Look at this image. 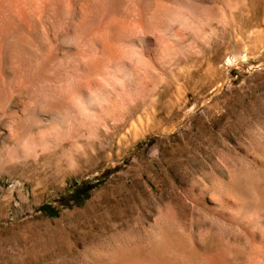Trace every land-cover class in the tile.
<instances>
[{
	"label": "rangeland",
	"instance_id": "1",
	"mask_svg": "<svg viewBox=\"0 0 264 264\" xmlns=\"http://www.w3.org/2000/svg\"><path fill=\"white\" fill-rule=\"evenodd\" d=\"M190 1L202 9L165 1V14L146 22L147 36L135 37L145 45L143 52L134 48L133 66L144 92L133 96L129 114L119 108L104 116V125L88 114L89 125L73 138L0 168V264H97V258L120 253L166 264L168 252H181L177 242L184 230L197 233L202 247L221 238L220 224L211 235L206 224L211 218L188 200L189 192L200 200L239 165L249 170L250 186L264 185V0ZM41 4L51 17L58 5L70 10L75 0ZM183 18L196 31L182 25ZM81 72L48 76L63 104L77 101L78 88V93L89 89L88 80L77 81ZM23 101L46 121L61 110L52 100L33 106L28 98ZM5 122L0 158L7 155L6 147L19 148L24 140ZM183 199L190 207L188 223L206 221L203 229L197 224L193 233L186 229L178 202ZM256 212L264 218V212Z\"/></svg>",
	"mask_w": 264,
	"mask_h": 264
},
{
	"label": "bare ground",
	"instance_id": "2",
	"mask_svg": "<svg viewBox=\"0 0 264 264\" xmlns=\"http://www.w3.org/2000/svg\"><path fill=\"white\" fill-rule=\"evenodd\" d=\"M97 1L100 7L95 5L94 2ZM165 1L178 2L180 6L187 4V10L191 7L195 12L203 7L190 0L155 2L154 0H75L70 10L69 7L60 5L57 8L52 7L55 10L51 11V17H48L47 9L41 4V0H0V124H5V120L8 119L11 127L21 131L24 137V140L20 141L21 147H6L7 159H3V163L0 164L1 169L11 167L13 162L21 158L37 157L39 150L50 151L64 140L73 138L84 125L85 127L89 125L85 124L84 118L88 114L97 119L99 124L104 125L107 124L105 123L108 119V116L105 119L107 114H114L119 108L127 110L126 112L132 109L133 96L142 95L144 92L143 86L137 85L134 79L133 66L136 63L134 48L138 46L143 52L145 45L136 41L135 37L147 36L144 27L146 22L151 17L163 15L165 9L169 7L164 8ZM100 8L103 9L101 15ZM150 9L156 10L157 14H151ZM93 13L96 14L95 17L88 16ZM42 14H44L43 18H41ZM182 21L178 20V22ZM184 23L182 25L195 30L193 26L186 24L187 21ZM142 54L144 53L139 57H145ZM141 58V61L144 60ZM146 63L144 62L145 66ZM80 64H83L82 70ZM77 70L79 73L83 71L81 72L83 75L77 73L78 76L83 77V79L78 78L77 81L88 80L90 83L88 87L92 88L78 93L79 88L75 85L78 88L77 101L69 100L67 104H63L56 96L53 83L49 81L48 76L50 74L58 78L63 75L69 76ZM23 97L28 98L31 105L52 100V104L57 105L61 110L57 116L46 121L33 107L27 108L20 104L25 102L23 99L26 98ZM21 105L24 109H21ZM41 106H44L43 103ZM23 111L25 113L21 115ZM90 118L89 116L88 120ZM1 126L0 133L3 132ZM92 126L95 125L90 127L93 128ZM41 129L46 131L44 135L41 134ZM260 148L264 155V138L260 141ZM239 166L231 172L230 179L221 180L218 188L212 193L205 192L200 200L189 195L191 192L188 194V191H184L188 194V200L195 205H202V208L199 207L211 218L206 223L211 235L215 234L216 223L220 224L221 238L217 243H212L211 240L202 247L200 240L195 237L197 233H193L195 231L193 228L197 225L200 228V225H205L206 221L202 223L199 221L197 225L188 223L186 214L189 205L185 199L180 200L178 202L182 209L181 221L193 235L184 230L182 238L177 242L180 244L181 252L177 253L178 251L175 250L167 253L170 254L169 264H255L259 257H264V218H260L261 214L256 217V210L264 212V185L257 182V185L260 183L261 186H250L249 170ZM260 167L264 171V162ZM199 191L201 193L202 190ZM193 192L196 194L197 191ZM202 214L204 216V213ZM101 259L97 258V264H164L162 260L159 261L161 263L156 262V259L155 262L154 259L147 261L138 255L129 256L123 253L110 259Z\"/></svg>",
	"mask_w": 264,
	"mask_h": 264
}]
</instances>
